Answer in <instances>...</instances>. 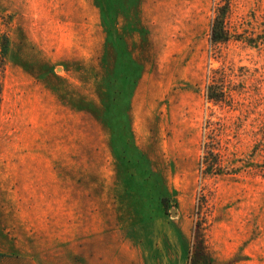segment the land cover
Wrapping results in <instances>:
<instances>
[{
  "label": "rangeland",
  "instance_id": "rangeland-1",
  "mask_svg": "<svg viewBox=\"0 0 264 264\" xmlns=\"http://www.w3.org/2000/svg\"><path fill=\"white\" fill-rule=\"evenodd\" d=\"M124 243L264 264V0H0V254L109 264Z\"/></svg>",
  "mask_w": 264,
  "mask_h": 264
},
{
  "label": "trees",
  "instance_id": "trees-1",
  "mask_svg": "<svg viewBox=\"0 0 264 264\" xmlns=\"http://www.w3.org/2000/svg\"><path fill=\"white\" fill-rule=\"evenodd\" d=\"M228 8H229V3L227 2L226 5H223L217 11L211 30V40L214 43H219L229 40V34L225 28V17L227 15ZM207 92L209 99L215 103L222 102L225 96L224 92L222 90L218 91L217 86H215L214 84L208 85ZM210 152L211 151H208L204 156V164H206L204 168V173L208 175L220 174L221 170L215 169L214 168L215 164H213L212 162H208L210 154H213Z\"/></svg>",
  "mask_w": 264,
  "mask_h": 264
},
{
  "label": "crops",
  "instance_id": "crops-1",
  "mask_svg": "<svg viewBox=\"0 0 264 264\" xmlns=\"http://www.w3.org/2000/svg\"><path fill=\"white\" fill-rule=\"evenodd\" d=\"M106 249L107 256L101 255L104 258V262L109 264H136V254L128 243H124L121 246L112 245ZM0 264H39V262L30 256L0 254Z\"/></svg>",
  "mask_w": 264,
  "mask_h": 264
}]
</instances>
